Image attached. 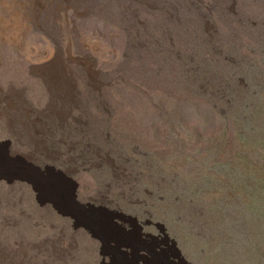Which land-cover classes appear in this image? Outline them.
I'll use <instances>...</instances> for the list:
<instances>
[{"label":"rangeland","instance_id":"obj_1","mask_svg":"<svg viewBox=\"0 0 264 264\" xmlns=\"http://www.w3.org/2000/svg\"><path fill=\"white\" fill-rule=\"evenodd\" d=\"M0 155V264H264V0H0Z\"/></svg>","mask_w":264,"mask_h":264},{"label":"bare ground","instance_id":"obj_2","mask_svg":"<svg viewBox=\"0 0 264 264\" xmlns=\"http://www.w3.org/2000/svg\"><path fill=\"white\" fill-rule=\"evenodd\" d=\"M9 142V141H8ZM7 142V143H8ZM7 149V146H6ZM3 157L0 155V160ZM9 159H11V157L9 156ZM5 160V159H4ZM9 162V161H7ZM13 164V163H12ZM15 164V163H14ZM26 165L23 166H15L17 167L18 170L21 169V171H26L28 170V166L29 164L25 163ZM9 169H10V162H9V166H7V171L5 172L3 169V166L1 165L0 162V171L2 173H9ZM43 174V173H41ZM54 179H56L55 177H53ZM45 180V179H44ZM51 182H54V189H56V187L58 186L57 183L53 180L48 179ZM33 186H34V190H36L37 185L39 184V182L35 181L32 182ZM76 185V184H75ZM51 189V190H54ZM57 197L60 199V203L64 205L65 209H71V206L75 209V208H82L85 209L87 208L86 206H84L83 204H81L82 206H78L76 203L78 202L76 200V197L74 199V202L72 200V192L70 193V195L68 197H66L65 194H61L62 192L57 191ZM63 199V200H62ZM79 203V202H78ZM90 209V208H89ZM101 210V209H100ZM64 215H67L66 213H62ZM71 216L73 219H75V217L73 215H69ZM78 217H81V215H78ZM99 218H105L106 221L101 225V227H93L90 228L91 229V234L94 238L99 239L102 243H103V239L107 238L109 240L113 239L114 235L120 237L121 240H123L125 242V244L123 245L124 250H115V247H110L107 251V256L109 257V260L106 261V257L103 253H101V255L103 256V260H102V264H138L137 261L135 260V258L137 257H141L144 259V263H148V264H153L156 262V264H160L161 260L158 259L159 257V253H157V250L155 252V254H153V258H149L146 255H138L137 252L141 249L146 250V251H150L152 244L158 242V245L160 244H165L166 246L164 247V250H161L160 253L162 254V256H166V257H159V258H163L164 260L163 263L164 264H169L170 263V259H169V253H172L173 250V254L174 255H180V252L176 249L175 244L172 242V240L169 238L166 229L161 226V225H154L153 227L155 228V230H151L150 227L152 226L150 221H147L146 224L148 225L146 227V231H144V225H139L137 223L136 220L133 221L132 223V228H119L120 230H116L115 227L112 226V224H114L113 222L107 220L108 218L105 216H101L100 212L99 215L94 219L91 220L89 222H96ZM104 219V220H105ZM103 222V221H102ZM97 223V222H96ZM91 224V223H90ZM77 225V224H75ZM84 227V226H83ZM87 229V227H84ZM113 229V230H111ZM90 232V231H89ZM114 241H116L117 243H120L118 239H115ZM113 244V241L111 242ZM109 243V245L111 244ZM108 245V246H109ZM119 248V247H117ZM102 249V248H101ZM127 249H130V251H127ZM157 257V258H156ZM175 257V256H174ZM179 257V256H177ZM155 262H153V261ZM182 261H184L183 258H181ZM105 261V263L103 262Z\"/></svg>","mask_w":264,"mask_h":264},{"label":"clouds","instance_id":"obj_3","mask_svg":"<svg viewBox=\"0 0 264 264\" xmlns=\"http://www.w3.org/2000/svg\"><path fill=\"white\" fill-rule=\"evenodd\" d=\"M78 201V200H77Z\"/></svg>","mask_w":264,"mask_h":264}]
</instances>
